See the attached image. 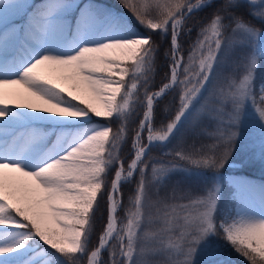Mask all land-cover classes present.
<instances>
[{"label":"snow or ice","instance_id":"1","mask_svg":"<svg viewBox=\"0 0 264 264\" xmlns=\"http://www.w3.org/2000/svg\"><path fill=\"white\" fill-rule=\"evenodd\" d=\"M119 2L143 31L96 0H0V264H225L216 258L217 237L247 264H264V185L257 204L254 185L231 179L235 207L221 212L218 175L246 127L258 130L264 159V80L257 87L256 77L264 0ZM206 8L214 10L196 24L185 58L181 37L191 36L188 22ZM163 40L167 71L152 91ZM237 48L232 72L210 93L213 107L194 113L215 69ZM171 92L175 114L155 127V108ZM204 115L214 122L213 142L190 151L181 144L169 154L188 167L153 161L149 173L153 146ZM178 170H214V177L199 193L173 187L161 195ZM133 180L125 205L122 185ZM105 197V222L90 247Z\"/></svg>","mask_w":264,"mask_h":264},{"label":"trees","instance_id":"2","mask_svg":"<svg viewBox=\"0 0 264 264\" xmlns=\"http://www.w3.org/2000/svg\"><path fill=\"white\" fill-rule=\"evenodd\" d=\"M34 3L39 0H33ZM96 2L104 8L110 9L114 13H119L125 16L131 26L138 30L143 31L139 24L135 21L132 13L125 9L119 2V0H96ZM214 4L218 7L220 0H213ZM213 8H206L200 11L193 20L188 22V26L193 28L191 36L181 37V46L185 58L187 57V50L189 45L194 41L196 37V24L203 23L213 11ZM245 19L251 22L254 26L260 27V21L253 19L244 13ZM159 40V38L157 37ZM162 45L158 54L155 71L152 81V91L158 90V87L162 84L164 74L167 71V65L163 53L168 47V41H159ZM239 48L235 49L224 62L217 66L214 71L213 80L208 85V91H205L201 96L199 102H197L193 108V112L201 111L202 107L211 108L213 104L210 100V93L217 84L221 75H228L232 72L231 61L236 59L239 55ZM257 87L264 80V60L258 61V67L256 70ZM74 102V101H73ZM75 103V102H74ZM178 103V97L175 92H171L163 97L157 104L154 113V126L160 127L161 123H166L171 116L175 114V108ZM142 117V112L134 115L129 121V128H135L139 123V118ZM102 122H105L101 120ZM119 127L118 121H113L112 128L115 130ZM215 130L214 122L211 121L207 115L202 116L201 119L193 121L191 118L184 123L180 130L175 134V138L171 140L167 145H155L148 153V157L145 159L149 161L148 170L151 171V162L163 161L168 163L173 161V156L169 153L177 150L179 145H183L185 150H191L192 147L199 148L202 144L212 143V139L208 135ZM243 139L238 138L235 146V151L230 158L229 162L219 170L218 175L222 177L221 180L223 191L221 196V212L228 210L231 211L235 207V203L232 199V189L229 186V181L233 178H242L247 181H256L264 185V159L260 156L259 146V132L257 129L249 126L242 130ZM145 131V142H146ZM131 137L132 133L129 131L128 138L121 146V155L125 162L128 161L131 156ZM177 163L178 168L188 167L184 162L173 161ZM200 175L189 173L186 171L173 172L165 181L163 187L160 188V194L165 195L171 193L173 187H178L180 190H191L193 192H201L206 186H210L213 177L214 170H201ZM112 172L110 171L108 177H106L110 184ZM138 178V176H137ZM135 186V180L132 183L122 185L123 202L125 205L128 203V198L132 193V189ZM155 191V189H153ZM106 214V197L101 200L100 207L97 211L96 222L94 224L93 232L90 239V247L96 243L97 234L101 228V225L105 222ZM123 215V209L119 213ZM217 243L215 248L219 249V256L217 259L225 261V264H247V261L238 255L230 246L224 244L218 237L214 238ZM105 260L107 259V253L104 254ZM207 259V257H205Z\"/></svg>","mask_w":264,"mask_h":264},{"label":"rangeland","instance_id":"3","mask_svg":"<svg viewBox=\"0 0 264 264\" xmlns=\"http://www.w3.org/2000/svg\"><path fill=\"white\" fill-rule=\"evenodd\" d=\"M74 102L76 103L77 101H74ZM93 119L98 121V122H102L101 119H98V118H95V117ZM250 183L255 186V190L250 193L251 198L258 204L259 200H260V197L262 195L260 190H259L261 185L258 184V183H255V182L254 183L250 182Z\"/></svg>","mask_w":264,"mask_h":264}]
</instances>
